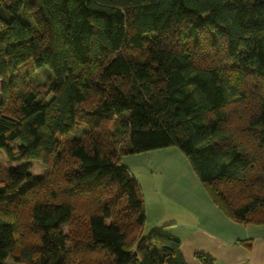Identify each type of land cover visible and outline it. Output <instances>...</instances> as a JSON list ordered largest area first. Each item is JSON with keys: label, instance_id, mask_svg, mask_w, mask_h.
Instances as JSON below:
<instances>
[{"label": "trees", "instance_id": "obj_1", "mask_svg": "<svg viewBox=\"0 0 264 264\" xmlns=\"http://www.w3.org/2000/svg\"><path fill=\"white\" fill-rule=\"evenodd\" d=\"M0 91V264H186L121 163L172 146L264 224V0H0Z\"/></svg>", "mask_w": 264, "mask_h": 264}, {"label": "crops", "instance_id": "obj_2", "mask_svg": "<svg viewBox=\"0 0 264 264\" xmlns=\"http://www.w3.org/2000/svg\"><path fill=\"white\" fill-rule=\"evenodd\" d=\"M121 163L133 177L150 184L152 190H145L156 207L151 232L160 230L178 239L186 264H203L198 254L212 258V264H264V224L229 218L177 147L123 155ZM137 181L141 186L142 180ZM141 191L144 195L142 186Z\"/></svg>", "mask_w": 264, "mask_h": 264}, {"label": "rangeland", "instance_id": "obj_3", "mask_svg": "<svg viewBox=\"0 0 264 264\" xmlns=\"http://www.w3.org/2000/svg\"><path fill=\"white\" fill-rule=\"evenodd\" d=\"M21 16L24 19L28 18L26 7H25V9L22 10ZM24 72L25 71H21L20 75H22L24 77V79L27 82H29L31 85L33 83L38 82L39 84L49 86L52 83V81H53L52 75H51V73H50V71H49V69L47 67H42V68H39V69H36V70L29 69L27 76L24 75ZM43 98L45 100H48L50 98V95H44V93H43ZM0 99H1V91H0ZM34 168H35L36 171H40L39 165L34 164ZM137 180H142L141 186L144 189L143 198H144L145 202L148 203V200H150L149 203H148L149 206H147L148 219H147V223L145 221L144 231H143L144 235H148L151 232V229H152L153 224H154V222L152 220V217L156 213V207H155V204L151 201L152 198H153L152 194L150 192L147 193L146 190H145L147 188L151 189L150 184L147 183V181L145 179H143V178L141 179L140 177H137ZM34 197H36V198H41V197L48 198L49 197V193H48V191H45V190L42 191L41 190L38 193H35ZM146 198H148V199H146ZM24 210L25 209L22 208L20 212H25ZM26 218H27L26 213H22L21 216H20V229L22 231L23 236L24 235L27 236V237H25V239H30L32 237L31 230L28 227L30 222H29V220L27 221ZM3 263L4 264H13V261H12V259L7 258Z\"/></svg>", "mask_w": 264, "mask_h": 264}]
</instances>
